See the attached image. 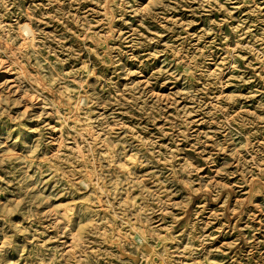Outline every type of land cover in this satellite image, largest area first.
I'll return each instance as SVG.
<instances>
[{"label":"rangeland","instance_id":"rangeland-1","mask_svg":"<svg viewBox=\"0 0 264 264\" xmlns=\"http://www.w3.org/2000/svg\"><path fill=\"white\" fill-rule=\"evenodd\" d=\"M0 264H264V0H0Z\"/></svg>","mask_w":264,"mask_h":264},{"label":"bare ground","instance_id":"bare-ground-1","mask_svg":"<svg viewBox=\"0 0 264 264\" xmlns=\"http://www.w3.org/2000/svg\"><path fill=\"white\" fill-rule=\"evenodd\" d=\"M23 33H24V32H23ZM26 35H28V34H27V32L25 31V33H24V38H26ZM18 48H19V47H18Z\"/></svg>","mask_w":264,"mask_h":264}]
</instances>
